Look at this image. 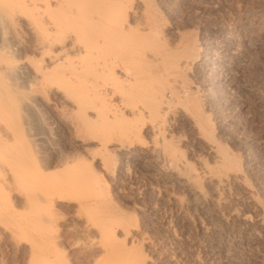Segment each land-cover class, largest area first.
I'll use <instances>...</instances> for the list:
<instances>
[{"label": "rangeland", "instance_id": "374dc122", "mask_svg": "<svg viewBox=\"0 0 264 264\" xmlns=\"http://www.w3.org/2000/svg\"><path fill=\"white\" fill-rule=\"evenodd\" d=\"M160 2L168 38L179 32L196 47L188 49L203 54L188 80L197 85L211 137L235 158L253 199L230 183L221 191V211L234 215L216 217L213 204H201L177 184L159 158H123L100 148V141L116 136L111 126L92 120L89 131L74 132L62 92L47 102L32 100L25 75L18 74L0 91L7 107L0 112V264H112L110 253L93 247V240L107 242L99 234L107 228L114 250L124 253L118 264H131L134 256L147 264H224L216 251L222 243L235 250L236 264H264V101L254 94L264 88V0ZM15 50L5 59L27 56L31 66L39 64L30 50ZM130 122L140 123L139 139L152 140L147 119ZM194 137L182 121L164 134L187 169L196 166V155H205ZM101 155L109 159L108 172L91 160ZM202 189L207 192L203 183ZM122 227L139 234L131 240Z\"/></svg>", "mask_w": 264, "mask_h": 264}, {"label": "bare ground", "instance_id": "6f19581e", "mask_svg": "<svg viewBox=\"0 0 264 264\" xmlns=\"http://www.w3.org/2000/svg\"><path fill=\"white\" fill-rule=\"evenodd\" d=\"M159 2L0 0V91L6 82L12 83L15 75L20 74L25 75L23 81L27 82L32 100L41 98V102H47L56 92H62L63 100L71 106L66 121L74 132L89 131L94 120L108 124L116 136L103 142L99 140L100 148H113L116 155L123 158H159L165 168L172 171L177 184L196 196L201 204H213L216 217H232V212L221 211V191L233 183L243 188L249 198L253 199V193L244 185L240 170H236L235 158L222 150L224 146L219 140L212 138L210 122L195 98L197 85L188 80L203 54H196L191 48L190 51L188 48L194 45L193 41L179 32H172L173 38H168L169 29L158 10ZM4 26L10 28L8 37ZM11 49L20 54L30 50L40 56L39 64L31 66L27 56L14 62L6 60L4 55L11 54ZM254 94L264 101V88ZM4 106L0 102V112L7 111ZM146 119L149 122L145 126L146 133L152 137L149 143L138 137L140 123L130 122L143 123ZM181 121L203 145V153L211 160L209 163L205 155H196V166L187 169L188 162L176 146L164 138L172 123ZM8 129L3 131L12 135ZM91 160L105 172L109 171V159L105 156L91 157ZM69 163L63 164L67 167ZM186 170L188 172L184 173ZM5 176L3 181L7 179ZM202 183L207 192L202 189ZM36 197L40 198L39 194ZM85 228L91 229L87 221ZM107 229L99 232L102 238L106 236L107 244H102L101 238V242L93 240V247H101L104 254H111L109 257L114 255L113 260L108 257L112 264L121 263L124 253L121 255L122 251L114 250L115 245L109 240L113 232ZM121 233L131 240L139 234L135 228L127 230L126 227ZM216 251L224 264H236V253L230 245L219 244ZM130 263L147 264V260L134 256Z\"/></svg>", "mask_w": 264, "mask_h": 264}]
</instances>
